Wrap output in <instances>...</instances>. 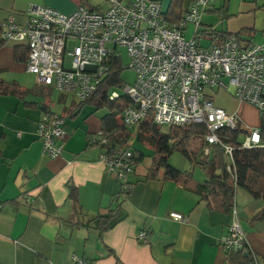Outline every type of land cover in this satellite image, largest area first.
I'll list each match as a JSON object with an SVG mask.
<instances>
[{
	"label": "crops",
	"instance_id": "1",
	"mask_svg": "<svg viewBox=\"0 0 264 264\" xmlns=\"http://www.w3.org/2000/svg\"><path fill=\"white\" fill-rule=\"evenodd\" d=\"M156 1L166 16L175 14L177 19L195 0ZM30 6L69 15L79 6L105 13L109 2L0 0V25L10 17L24 25ZM202 26L204 46L221 41L222 34L240 33L245 44H264V0H217L202 16ZM214 31L219 34L217 41L209 35ZM15 47L0 48V79L16 84L21 93L0 94V264H74L73 256L89 264H230L219 242L233 216L213 209L195 193V184L206 180L196 179L195 170L193 182L183 186L161 177L143 180L146 174L138 176L136 169L130 177L131 193L121 195L122 184L108 174L100 148L90 144L102 131L104 113L96 115L100 113L91 109L84 119L87 126L74 120L81 111L66 115L62 154L51 159L44 153L36 136L44 107L64 115L72 105L55 111L54 90L38 85L36 76L26 71V62L16 59ZM30 77L36 83H30ZM211 96L217 107L238 115L248 128L262 131V114L256 108L233 94L232 98L222 95L217 102L214 92ZM66 101L67 95L61 93L59 102ZM151 149L154 156L155 148ZM187 165L179 170L189 171ZM72 187L77 200L70 197ZM258 190L264 193V179ZM119 204L124 220L100 232L99 219ZM235 204L247 244L258 263L264 264V219L255 218L264 209V199L238 189ZM171 213L182 214L187 221L176 222ZM145 229L148 242L142 243L138 234Z\"/></svg>",
	"mask_w": 264,
	"mask_h": 264
},
{
	"label": "built area",
	"instance_id": "2",
	"mask_svg": "<svg viewBox=\"0 0 264 264\" xmlns=\"http://www.w3.org/2000/svg\"><path fill=\"white\" fill-rule=\"evenodd\" d=\"M215 0H195L178 22H170L156 0H108L105 13L79 6L72 14H63L45 6H30L27 22L14 17L1 24L4 44L25 46L28 51L26 71L37 78L41 88L74 95L78 102L89 99L105 80L115 59L123 66L121 49L129 56L128 68L136 74L132 85L123 90L130 105L120 115L128 129L152 121L157 127L172 128L191 124L205 125L206 141L222 145L230 161L232 147L223 145L218 132L224 128L242 130V147H264L262 131L250 129L236 114L217 107L212 91L232 89L241 103L264 113V44H245L235 35L208 46L201 44L202 16ZM195 32L187 39L189 27ZM111 99L119 93L111 91ZM21 134L19 133L18 136ZM38 141L51 159L60 157L67 136L66 121L56 113L44 114L39 122ZM101 150L100 159L110 176L128 187L135 172V155L129 148H107L100 132L90 140ZM209 150L204 152L209 155ZM233 222L220 239L228 252L245 248L246 234L237 208ZM170 218L184 223L179 213ZM148 242V231L138 234ZM74 264H89L73 256Z\"/></svg>",
	"mask_w": 264,
	"mask_h": 264
},
{
	"label": "trees",
	"instance_id": "3",
	"mask_svg": "<svg viewBox=\"0 0 264 264\" xmlns=\"http://www.w3.org/2000/svg\"><path fill=\"white\" fill-rule=\"evenodd\" d=\"M175 10V8H174ZM183 14L176 19L175 14H167L166 18L170 22H178ZM2 27L0 25V35ZM205 34V31H203ZM247 32V31H244ZM243 33V32H242ZM217 41L219 36L215 31L209 34ZM223 40L229 36L222 34ZM241 39L242 34L235 35ZM218 42V41H217ZM4 45L0 36V48ZM15 56L18 61L27 62L28 49L25 46L15 45ZM124 68L120 59H115L110 67L107 77L100 84L94 94L84 102L73 103L67 114L61 115L64 119L68 115L79 113L85 106L92 107L95 112L104 108L108 109L101 117L102 134L108 141L107 148L119 147L129 148L135 155V172L138 165L143 161V154L131 148L130 141L132 131L123 126L120 115L130 105V99L126 94H119L117 99L112 100L111 91L116 88H123L122 73ZM17 85L5 83L0 79V94L17 93ZM45 114H51L48 106L44 107ZM262 120L264 124V113ZM67 115V116H66ZM137 138L145 137V141L153 148L155 154L152 163L143 180L156 179L161 177L164 180H172L183 186H190L193 182V170L181 171L169 164V157L177 149L193 165H198L206 175V180L196 183L194 191L202 200L215 210L223 213H231L236 207L235 199L238 189H245L256 199H264V193L258 190L260 180L264 179V147L245 149L242 147V130H231L224 128L218 132L223 145L232 147V161L222 145H210L206 141L208 130L205 125L191 124L180 127H172L168 132L161 131L160 127L152 121H146L139 125ZM144 141V140H142ZM262 142L264 145V126L262 129ZM209 150V155L204 152ZM192 165V166H193ZM134 172V173H135ZM123 186V185H122ZM121 192L122 196L131 193L133 184L128 183V187ZM70 197L78 199L76 188H71ZM125 218L122 205H118L110 213L99 219L98 229L106 232L113 229ZM264 219V209L255 217ZM247 238V237H246ZM230 264H259L257 257L251 252L248 244L238 252H227Z\"/></svg>",
	"mask_w": 264,
	"mask_h": 264
},
{
	"label": "rangeland",
	"instance_id": "4",
	"mask_svg": "<svg viewBox=\"0 0 264 264\" xmlns=\"http://www.w3.org/2000/svg\"><path fill=\"white\" fill-rule=\"evenodd\" d=\"M217 0H215L214 2H216ZM205 26H201V30H203ZM194 28L191 26V28L189 30H187L186 33V37L187 39H192L193 35H194ZM210 37H206V39H209ZM206 43V42H203ZM202 43V44H203ZM13 45V44H11ZM204 45V44H203ZM121 54H122V59H123V68L124 71L122 73V81L124 82L123 85H132L136 79V74L133 70L128 68L129 65V56L128 53L125 49H121ZM30 83H36V79L34 77H30ZM112 91H115L119 94H123L124 90L123 88H119L116 87L114 88ZM219 91L217 94L216 92ZM214 92V100L217 102L218 100L222 99L221 96L225 95V96H230L232 98V94L233 91L232 89H230L228 92L225 91L224 89L221 90H214L212 91V93ZM61 96V93L57 92V91H53V106L55 111L60 113L64 108H69L73 102L79 103L76 99V97L74 95L68 94L67 95V101L66 103H62L59 102V98ZM215 103V102H214ZM217 106V105H216ZM93 109L90 106H85L84 108H82L81 113L78 114V116L74 119L77 121H80V123H82V125H88L87 122L84 121L87 113ZM108 111V109L104 108L103 110H100L98 113L100 114H96V115H102L103 113H106ZM66 121V120H65ZM67 127V126H66ZM139 128V127H137ZM137 128H133L130 129L132 131V135H131V141H130V145L131 148L139 151L140 153L143 154L144 158L143 161L138 165L137 167V175L141 176L147 173L148 168L150 167L151 163H152V159H153V151L151 149V146L145 141V137L141 136V140L137 138L138 136V129ZM86 129V128H85ZM170 128H161V131L163 132H168ZM67 130V128H66ZM144 140V141H142ZM185 163H187V169L191 168L192 170L194 169L196 172V179L198 180H205L206 179V175L205 173L202 171V169L198 166V165H193L192 163H190L182 154V152L180 150H175L171 156L169 157V164L177 169L179 168H184ZM193 165V166H192Z\"/></svg>",
	"mask_w": 264,
	"mask_h": 264
}]
</instances>
